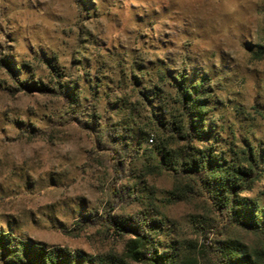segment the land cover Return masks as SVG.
Masks as SVG:
<instances>
[{"label":"rangeland","instance_id":"374dc122","mask_svg":"<svg viewBox=\"0 0 264 264\" xmlns=\"http://www.w3.org/2000/svg\"><path fill=\"white\" fill-rule=\"evenodd\" d=\"M261 46L264 0H0V234L133 264L131 237L91 222L111 204L158 251L197 264H218L208 250L228 240L263 250L204 179L179 171L171 132L180 90H203L195 147L225 167L261 158L243 197L264 210ZM104 128L129 134L121 156Z\"/></svg>","mask_w":264,"mask_h":264},{"label":"trees","instance_id":"16d2710c","mask_svg":"<svg viewBox=\"0 0 264 264\" xmlns=\"http://www.w3.org/2000/svg\"><path fill=\"white\" fill-rule=\"evenodd\" d=\"M256 56L260 60L264 59V46L259 47ZM21 87L28 91H40L39 88L28 84L21 85ZM178 94L180 116L178 122H173L174 128L171 131L175 135L174 143L179 149L175 156L176 166L179 171L204 179L217 197L221 214L226 217L231 214L245 228L259 233L263 238L264 246V210H259L256 204L243 197L258 177L261 158L248 159L249 169H243L238 165L225 167L215 156L211 154L206 156L194 144L197 138L205 134L203 125L208 108L203 100L204 91L183 88ZM66 95H68L67 98H71L69 94ZM103 131L107 134L106 138L109 139L110 135L115 140L112 144L113 149L118 156H121V152H124L128 145L129 134L118 129L115 131L119 135L105 128ZM137 141L141 146L144 138L140 137ZM151 141L153 142L152 139ZM120 163L116 161L114 165L119 177L123 175ZM112 195L115 199L121 200L120 191ZM109 205L105 210V215L91 222L102 221L109 231H113L118 236H130L126 254L133 264H197L193 256L191 258L187 254L188 251L185 252L178 246L168 251H158L156 244L151 243L147 226L143 227L133 220L115 217L112 215L115 206ZM13 243H16L15 239L0 234V256L6 257L10 264H128L116 256L88 258L80 253L60 248L47 249L22 242L20 243L22 247H19L17 244L12 245ZM208 253L214 256L218 264H264V247L260 252L252 251L237 241H224L220 243V248L212 252L208 250Z\"/></svg>","mask_w":264,"mask_h":264}]
</instances>
